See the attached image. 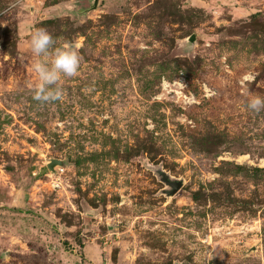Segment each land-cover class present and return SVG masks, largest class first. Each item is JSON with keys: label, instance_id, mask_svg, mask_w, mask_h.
Returning a JSON list of instances; mask_svg holds the SVG:
<instances>
[{"label": "rangeland", "instance_id": "rangeland-1", "mask_svg": "<svg viewBox=\"0 0 264 264\" xmlns=\"http://www.w3.org/2000/svg\"><path fill=\"white\" fill-rule=\"evenodd\" d=\"M90 7L0 0V264H264V0ZM40 29L81 56L51 103Z\"/></svg>", "mask_w": 264, "mask_h": 264}, {"label": "clouds", "instance_id": "clouds-1", "mask_svg": "<svg viewBox=\"0 0 264 264\" xmlns=\"http://www.w3.org/2000/svg\"><path fill=\"white\" fill-rule=\"evenodd\" d=\"M56 40L47 30H37L31 38L32 52L41 57L34 64L38 83L33 89V98L41 103H51L63 99L60 81L63 77H76L79 74L81 56L78 45L65 44L54 49ZM247 108L264 111V96H249Z\"/></svg>", "mask_w": 264, "mask_h": 264}, {"label": "water", "instance_id": "water-1", "mask_svg": "<svg viewBox=\"0 0 264 264\" xmlns=\"http://www.w3.org/2000/svg\"><path fill=\"white\" fill-rule=\"evenodd\" d=\"M91 2V7L90 9H96L98 7L99 4V0H90ZM196 41V34H193L190 38H189V44L191 46H194ZM64 161L61 159H57V158H53L51 159L50 163H49V168L52 170H55L57 165H64ZM159 175L161 177V180L163 182H165L169 187H171L170 189H168L166 192L169 195H175L180 188L183 186V181L181 180H177V179H172L169 175H167L165 172H163L162 170H159Z\"/></svg>", "mask_w": 264, "mask_h": 264}]
</instances>
